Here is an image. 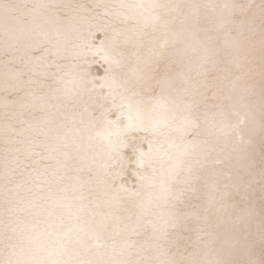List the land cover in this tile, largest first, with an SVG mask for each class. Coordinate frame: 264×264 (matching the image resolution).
Returning <instances> with one entry per match:
<instances>
[{
	"label": "bare ground",
	"instance_id": "obj_1",
	"mask_svg": "<svg viewBox=\"0 0 264 264\" xmlns=\"http://www.w3.org/2000/svg\"><path fill=\"white\" fill-rule=\"evenodd\" d=\"M0 264H264V0H0Z\"/></svg>",
	"mask_w": 264,
	"mask_h": 264
}]
</instances>
